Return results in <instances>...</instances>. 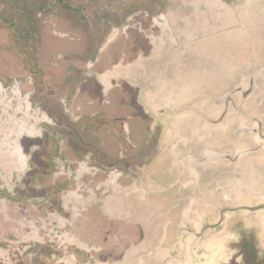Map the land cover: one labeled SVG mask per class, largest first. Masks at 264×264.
<instances>
[{"label":"flooded vegetation","instance_id":"af4514ba","mask_svg":"<svg viewBox=\"0 0 264 264\" xmlns=\"http://www.w3.org/2000/svg\"><path fill=\"white\" fill-rule=\"evenodd\" d=\"M73 1L80 2L81 0ZM85 1V4L87 3L90 7L94 5L103 6V9L99 7V14L103 12L104 16H108L109 18L106 19V26L108 27L106 41L103 45H100L93 61L91 60L87 63L89 68L98 65L101 66V70L103 71H90L87 77H89L88 81L91 80L94 83V89L91 88L89 91L86 89L79 90L74 98L76 105L73 109V118L75 119L72 120L70 125L76 127L75 123L80 122L85 124L83 129L84 136L78 133L77 128L74 131V141L70 144L71 136L68 137L65 133L60 132L61 129H57L58 131L53 130L56 134H53L49 130L50 127L56 129L59 123L65 124L66 119H68V114L71 110L67 106V99L61 100L63 104L62 108L53 109L42 103L35 105V92L33 88L35 84L32 78L26 77L23 82L20 79L18 80V78L14 79L11 83H7L8 87L0 81V85L4 86L3 88L5 89L0 91V93L8 94L9 91L15 93L14 95L0 96L1 104L5 101L14 104V102L19 100L20 109L16 114L14 113V117L16 115L21 118L17 120L16 126L24 123L29 126L28 130H25V127H23L24 129L21 128L15 132L17 133L22 130L25 132H23L25 135H28V132L32 131L31 135L26 136V140L30 142V145H26L22 151L25 158L33 159L34 152L38 151L41 153V150L46 149L45 155L47 158L57 159L61 166H64L65 163V168L62 167L56 174L52 173L54 177L58 178V185L52 191L53 198L59 190V184L63 180H59L60 177L68 175L67 180L64 179L66 182L75 181L74 176H72V170L68 174L66 173L67 165L68 168L75 166L73 162L75 160L79 161V154H81L87 160L83 161V163L89 164L90 172L86 176L91 178V185H89L88 188L90 189L87 192L81 184H78L79 188L82 187L79 196H91L94 199V206H90L87 212H85L87 214L86 217H91L95 221L98 218L105 220L106 215H102L99 202L107 199L108 193L105 192L103 196L101 193L99 194L97 178H108L110 174L115 172L117 176H121L119 178L121 179L120 183H132L133 181L135 183L142 173L147 172L149 184L144 185L142 189L155 194V192L164 186L159 184L162 181L153 172L157 175L162 172L158 168L162 164V155L167 146L182 143V147L191 146L197 149L199 144L205 143L207 150L218 154L223 164L234 167L236 177L240 180L239 184H236L237 187H235L234 191L246 194L245 196L254 201V204L257 202L258 205L264 207V89H261L260 83L258 85L256 83L257 89H255L254 93L252 91L249 93L248 89H243L249 88L250 80L249 78H244L242 81H238L235 86L226 88L221 95L214 94V88L218 86L217 83L216 86L212 85L211 88L207 89L208 97L204 96V99H199L204 102L203 105L198 103L199 100L194 104L191 99L192 103L189 104V107H179V109H182V116L185 119L183 128L185 130V138L187 137V139L194 141L188 145V142H182L179 137L167 136L166 148H162L161 150L158 141L160 137L159 131L163 126L159 123V120L160 122L163 120L167 123L168 128L165 130L171 128L167 120L172 113V108H170L172 107L171 102L166 104L161 110L153 111L152 106L145 103L143 89L140 85H135L130 80H123L119 77H124V71L128 68L141 71L139 74L144 75L147 64L158 62L160 66H156V70L159 68L162 76L167 71L166 75L169 78L176 79L182 73L183 59L194 55L195 57L190 59L188 65L190 73H192L195 71L197 62H206L207 60L210 62L213 60L210 57L202 56L203 58H200L194 53L197 50L201 53L200 50L202 48L207 49L208 42L212 39H218V43H221V49L217 47L213 48L220 54L221 60L227 59L225 57L226 51H231L232 57H235V52L237 53L239 49L241 53L243 51V53L248 55H258L260 57L258 62L264 63V0H247L243 3H241V0H237L235 3L230 0H222L223 5L227 7L226 10L223 8L222 10L234 17L233 20L236 23L234 25L228 24L222 30H211L208 34H204V36L198 34L194 38L188 39L182 32L176 29L175 22L164 20V18L169 16L170 9L173 8L172 4L176 0H125L131 2L126 9L116 6L118 3H114V0ZM189 5L191 6L190 11L193 13L197 12L198 7L202 9L204 7L203 3L194 5L192 1L188 0ZM73 14L74 17L77 16L78 20H71L66 22V24L62 22L60 28H67L74 33L81 34V21L83 20V23L88 22L91 25L94 24L92 18L98 15V12L94 11V9L86 8L84 10H74ZM220 22L222 23L223 21L221 20ZM69 24L71 28L67 26ZM59 35L66 37L62 33ZM85 35L86 37L89 36L88 34ZM181 35L185 38L184 41L181 39ZM76 36L79 37V35ZM168 38L172 39V45L162 47L166 44ZM222 43L227 46H222ZM251 47L253 48L252 52L250 50ZM61 58L59 57L58 59ZM233 60L235 59L233 58ZM156 70L154 74L159 77L160 75H158V71ZM197 79L191 80L188 77L187 84L178 82L176 87L181 89L187 85L191 89L194 81ZM120 82L121 86H119ZM21 83L22 85L20 86ZM261 84L264 83L261 82ZM23 85L28 88L26 93L22 91ZM199 94H201L200 91ZM92 97L93 102L90 100ZM211 97H213L212 100L210 99ZM78 113L81 114L77 116ZM11 116H13L11 108L6 111L0 110V119L10 120ZM82 118L85 119L82 121ZM113 125L117 129L118 137L113 136L112 129L109 132H101L106 127L114 128ZM0 126L5 127L3 123ZM98 129L100 131H97ZM33 132L35 133L33 134ZM2 133L6 136L9 135L11 141L18 139L12 136V132L5 133L2 131ZM50 136H52V139H50ZM38 140L43 141L39 148L35 144ZM115 140H117V144ZM183 149L186 150V148ZM51 150L54 153L49 152ZM157 150L159 154L155 158ZM102 159L104 162L99 164L97 161ZM112 159L119 160L120 165L113 166L111 164L108 166L106 162L109 163ZM65 160H72L73 162L71 161L72 164H69V161L65 162ZM147 160L148 163L146 162ZM151 160L153 161L150 162ZM83 163H80V167L84 165ZM117 173H120V175ZM3 174L6 176V173L3 172ZM12 179H9L8 182H12ZM168 179L164 180L166 185ZM46 189L45 194L48 195L50 190H48V187ZM76 189L77 185L75 189L69 187L67 191L63 190V194L62 192L60 194V203L57 200L58 198L49 201H53L52 208L55 206L59 207V205L64 208L65 202H67L66 208L71 211L68 221H73L74 225L78 217L77 212L75 213L74 210L77 211L79 209L80 206L78 207V205L81 200L79 196L75 195ZM227 203L229 204V202ZM262 206L252 208L253 206L246 204L244 205V209L232 219H228L224 215L219 219V230L222 231L219 233L223 234V237L232 238L237 235L236 239H231L232 241L229 243L230 250L232 251L230 260L228 263L222 262V264H231L237 255L233 246L245 244V242L256 247L259 258L264 261V209L259 208ZM57 207L54 209L59 216L62 214V211L59 212ZM249 207L251 208V212L247 211ZM191 209H193L192 206ZM46 214L50 217L49 212ZM55 216L58 217L57 215ZM59 217L63 219L64 226L67 219H64L62 215ZM94 226L95 223L93 222L92 228ZM195 235L194 241L187 245L185 250L188 248L187 253L193 254L192 258L195 263H205L206 260H200L198 254L203 248V243L208 239L202 233L196 232ZM31 247L29 248L31 249ZM246 255H248L247 257L250 256V254H242L237 260V264H242V260Z\"/></svg>","mask_w":264,"mask_h":264},{"label":"rangeland","instance_id":"374dc122","mask_svg":"<svg viewBox=\"0 0 264 264\" xmlns=\"http://www.w3.org/2000/svg\"><path fill=\"white\" fill-rule=\"evenodd\" d=\"M181 1L176 0L175 5L176 3L180 5ZM230 1L237 2V0ZM85 2V0L80 2L73 0H0V81L8 87L7 83H11L14 79L18 78L23 82L26 77L32 78L35 84L33 86L35 105L42 103L53 109L62 108L61 100L67 99V106L71 110L68 119H66L65 124L59 123L56 129L50 127L49 130L56 134L53 130L61 129L60 132L65 133L68 137L71 136L70 144L74 141V131L77 128L78 133L84 136L85 124L79 122L75 123L76 127L70 125L75 119L73 118V109L76 105L74 98L79 90L94 89V83L91 80L88 81L89 77H87L90 71H103L101 66L96 65L89 68L87 63L93 61L100 45L105 43L108 28L106 19L109 17L104 16L103 12L99 14L100 10H98L99 7L103 9V6L94 5L90 7ZM113 2L118 3L116 6L124 9L131 3L125 0H114ZM86 8L98 12V15L92 18L94 24L83 23L82 20L81 34L74 33L67 28H60L62 22L66 24L71 20H78L77 16L74 17V10ZM67 26L71 28L70 24ZM60 33L66 37L60 36ZM85 34L89 36L86 37ZM237 53V55L241 54L239 49ZM59 57L62 58L58 59ZM238 57L233 58L236 60ZM156 66H160V63L154 62L148 65L145 72L148 78L143 80L140 87L147 94H157L163 90L170 93L175 92L173 95H176L177 99H183V94L176 93L175 83L171 84L172 90H169V82L165 84L156 79L154 76ZM209 68L216 72L225 69V65L221 62L220 57L216 56L210 61ZM157 69L156 71L159 72V68ZM119 77L123 80L127 79L126 76ZM132 80L135 81L136 78H132ZM22 91L26 93L28 88L23 85ZM199 91L201 92L199 97L205 95L202 94L203 89L200 86H196L190 95L196 96ZM8 94L14 95L15 93L9 91ZM8 94L0 93V96H8ZM19 102L17 100L14 105L10 104L9 101L1 104L0 101L1 111H6L9 108L13 110V116L10 120L0 119V125L2 123L5 125V127L0 126V264H190L187 258H184V263L170 259L173 255L182 252L188 255L187 250L189 249L186 248L185 250V247L194 239L190 232H176L177 226L173 223V221L178 222V224L182 222V214L177 215L178 218L175 219H173V215L180 206L184 207L188 204V191L181 190L179 193V189L176 188L175 191L173 190L176 199L173 194L167 191H161L160 194L156 193L159 201L164 203L167 200V203H164L166 204L165 207L160 208L166 214L159 219L157 216L154 221L144 217L146 212L139 207L141 201L136 194L129 198L126 197V194H129V191L135 187L142 189L144 185L149 184L147 172L142 173L135 183H133L134 181L132 183L125 182L124 185L120 183L121 179L119 178L121 176H117L115 172L110 174L108 178H97L99 194L101 193L103 196L107 192L108 196L107 199L99 202L102 215H106L105 220L98 218L95 221L91 217L87 218L85 213L90 206H94V199L91 196H79L82 187L79 188L78 184H81L87 192L90 189L88 188L89 185H91V178L86 176L90 172L89 164L83 163L87 160L79 154V161L74 159L73 162L71 160L75 166L68 168L67 165L66 173L68 174L72 170L75 181L66 182L68 175L60 177L59 180H63L54 197L58 198L60 203L61 192L67 191L69 187L75 189L77 185L75 195L79 196L81 200L78 205V207L80 206L79 209L74 210L78 214L75 225L73 221H70L71 223L68 221L71 211L66 208L67 202H65L64 207L66 210L60 205L54 207H57L59 212L62 211L61 215L67 219L63 226V219L59 217L61 215L58 216L56 210L52 208L53 201H49L54 199L52 191L58 185V178L54 177L52 173L56 174L62 167L65 168V163L64 166H61L57 159L47 158L46 149L41 150V153L34 152L33 159L25 158L22 151L26 145H30L26 136L31 135L32 131L28 132V135H25L22 130L15 132L23 127L28 130L29 127L24 122L25 125L16 126L17 120L21 118L16 115L14 117V113L16 114L20 109ZM163 103L164 101H161L159 106H162ZM80 114L78 113L77 116ZM83 119L85 118H82V121ZM159 123L163 126L159 131L158 141L162 150V148H166L168 129H165L168 127L163 120L161 122L159 120ZM113 127H106L101 132H109L112 129L113 136L118 137L117 129L114 125ZM2 131L5 133L12 132V136L18 139L11 141L10 136H6ZM51 137L50 139H52ZM42 142L38 140L35 144L39 148ZM115 143H118L117 140ZM159 151L157 150L155 158ZM49 152L54 153L53 150ZM183 152L180 149V154ZM194 152L199 154V151ZM163 153H165V160L170 165L169 168L177 171L175 175L178 179L182 178L181 183L184 184L189 165L187 163L185 165L182 160H179L180 154L173 148L166 149ZM115 160L117 159H112L106 163L108 166L111 164L113 166L120 165V161L115 162ZM68 161L65 160V162ZM71 161L69 164H72ZM97 162L102 164L104 160ZM146 162L148 163V160ZM80 163L84 165L80 167ZM200 168L203 171L206 169V175L214 179L215 174L221 172V169L216 170L217 167L200 166ZM76 170L78 171L76 172ZM3 172L6 173V176ZM117 174L120 175V173ZM162 178L165 179V175ZM9 179H12V182H8ZM159 184L165 186L163 183ZM47 187L50 190L48 195L45 194ZM172 209H174L173 214ZM199 211L203 212L202 209ZM47 212H49L50 217L47 216ZM81 212L82 214H80ZM195 221L197 222L196 219L193 223L187 222L186 226L195 227L196 225L202 228V225L200 226ZM93 222L95 223L94 228H92ZM203 235L212 244H216L219 238L223 237V234L213 231L210 233L203 232ZM181 239L180 246H176ZM30 246H32L31 249ZM233 247L237 255L231 264H237V260L244 253L250 254V256L247 257L248 255H246L242 264H264V261L258 256L256 247L252 244L245 242V244ZM224 249L222 245L221 259L227 258L225 262L228 263L232 254H227ZM198 258L206 260L205 263L200 264H208V259H205L204 256L200 255Z\"/></svg>","mask_w":264,"mask_h":264},{"label":"water","instance_id":"95a60500","mask_svg":"<svg viewBox=\"0 0 264 264\" xmlns=\"http://www.w3.org/2000/svg\"><path fill=\"white\" fill-rule=\"evenodd\" d=\"M251 52L253 48H250ZM243 52V51H242ZM222 63L225 65V69L227 70H234L236 71V67L232 66L231 60L229 59H222ZM150 64V63H149ZM145 66V69L147 70L148 65ZM209 68V67H208ZM144 69V70H145ZM135 72L134 77L136 80H132V82L135 85H140L142 84L143 80H147L145 78H148L147 73L144 75H140L139 73L141 71H138L136 69H130ZM145 70V72H146ZM143 71V70H142ZM167 72V71H166ZM166 72L163 74V76H167ZM222 74V72L220 71ZM179 74V73H178ZM158 75L159 77L162 76V72L159 71ZM155 76V74H154ZM157 78V76H155ZM168 77V76H167ZM210 77H216L211 78L208 81H204L201 79H197L194 81V85L191 87L185 86L181 92L183 94V102L180 104L179 98L177 99L175 92H171L169 96H167V93H162V94H147L145 91H143V99L146 104L151 105L153 108V111H159L161 110L166 104H169L171 102L172 104V113L171 115L167 118L168 122L170 123V127L167 133V136L171 137H179L181 138V141L186 143L188 142L191 143L194 140L187 139L185 138V130L184 124H185V119L182 116V109H179V107H189V104H191V99L194 102H197L200 98L202 99L204 96L208 97L207 94V89L211 88L212 85L216 86L218 83V86L214 88V94L221 95L226 88L233 87L237 84L238 81H242L244 78H249L250 80V85L248 87H244L246 90H249V93L252 91L254 93L256 88V83L257 85L260 83L261 89H264V63L257 62L254 66H252L247 72L239 73L236 76H232L229 79V81H222V78L219 76H211ZM169 78V77H168ZM165 79V77H164ZM171 79V78H169ZM190 79H194L190 77ZM167 80V79H165ZM175 80V79H172ZM178 82L187 84L188 79L186 80H178L176 77L175 80V89L178 91V88L176 87V84ZM205 84V85H204ZM202 86L203 87V92L202 95L199 97L200 94L196 96H191L190 91L194 89V87ZM259 86V87H260ZM144 90V89H143ZM248 94V91H247ZM172 97V98H171ZM213 97L210 99L212 100ZM204 99V98H203ZM161 101H164L162 106H159V103ZM199 104L203 105L204 102L201 100L198 101ZM183 130H181V129ZM215 143V142H214ZM182 143L179 145H169L167 146L166 149H174L180 154V149L184 151L182 154L179 156V160L183 162V164L186 165V163L189 165V168H187V178L182 184V178L178 179V177L175 175L177 171H173L174 169H170L169 163L165 160V153L162 155L161 159V165L159 166L158 169H161L162 172L159 173L158 175L153 172L159 180H161L165 186L161 187L160 190L155 192V194H151L150 191L147 192V190L144 189H133L132 191H129V194H126V197L129 198L130 196H136L138 197L139 201H141L139 207L143 209L146 213L144 217L148 218L151 221H154V219L158 216V219L161 218L166 214L161 211L160 208H163L166 206L167 200L162 203L161 201L158 200L156 193L160 194V192H170L173 194V197L176 199V195L174 194L173 190L175 191L176 188L179 189V193H181V190H186L188 191V204H186L184 207L180 206L179 210L174 212L173 219L178 218L177 215H181L182 222L178 224V222L173 221L174 225L177 226L176 232L182 233V232H190L192 236L195 239V233H202L203 232H215L219 233L222 232L219 230L220 228V222L219 219L222 217V215L226 216L228 219H232L237 213L241 212V210L244 209V205H250L253 206L252 208H255L257 206H262L258 205L257 202L254 204V201H252L248 196H245L246 194H243L240 191H234L239 184L238 178L236 177L235 170L233 169L234 167L232 166H227L223 164L222 161H220V156L216 154L215 152L209 151L206 148L205 143L204 144H199L197 149L195 147L187 146V147H182ZM217 144V143H216ZM183 148H186L183 149ZM194 151H199L198 153H195ZM187 152V153H186ZM200 166H209L212 168L221 169L220 173L215 174V179L213 177L207 176L206 174V169L204 171ZM165 175V179H168L167 186L164 182V178L162 176ZM163 179V180H162ZM180 180V181H179ZM237 184V185H236ZM2 193H5L2 191ZM8 193V192H7ZM155 195V197H154ZM147 196V198H146ZM245 196V197H244ZM146 198V199H145ZM145 199V200H144ZM229 202V204L227 203ZM191 206L193 209H191ZM263 208L264 207H259ZM175 209V208H174ZM174 209H172V214ZM200 209L203 210V212L199 211ZM248 212H251V208H248ZM158 210V211H157ZM166 211V210H165ZM244 212V211H243ZM206 215V216H204ZM194 219L197 220V224H199L201 227H189L186 226L187 222H194ZM190 224V223H188ZM193 239V241H194ZM192 241V242H193ZM182 242V239L178 241L176 246H180ZM176 248V247H175ZM178 248V247H177ZM193 254H188L185 255L183 252L180 254L173 255L170 259L173 261H184V258H187L189 260L190 264H197L194 262V259L192 258ZM185 256V257H184ZM184 263V262H183Z\"/></svg>","mask_w":264,"mask_h":264},{"label":"bare ground","instance_id":"6f19581e","mask_svg":"<svg viewBox=\"0 0 264 264\" xmlns=\"http://www.w3.org/2000/svg\"><path fill=\"white\" fill-rule=\"evenodd\" d=\"M170 1V0H169ZM180 1V0H179ZM192 1L194 5H196L197 3H203L204 7L203 9L198 7L197 12L195 11L194 13L192 11H190L191 6H188V0H182L181 4H177L173 5V8L170 9V13L169 16H167L166 18H164V20H172L173 22H175V27L178 31L182 32V34H184V36L188 39V38H194L195 36H197L198 34L201 36H204V34H208L209 31L211 30H222L225 28V26H227L228 24L230 25H234L236 23L235 20H233L234 17H232L231 15H229L227 12H224L223 9H227V7H225L223 5L222 0H189ZM246 2L247 0H241V3ZM174 2V1H173ZM172 2V3H173ZM163 5V3H162ZM230 7V6H229ZM166 8V7H165ZM193 8V7H192ZM231 8V7H230ZM167 13V12H165ZM223 21L222 23L220 21ZM151 22V21H150ZM141 23V22H140ZM156 23V22H155ZM144 24V23H143ZM155 25V24H154ZM160 31V30H159ZM176 31V30H175ZM132 32V31H131ZM164 33V32H163ZM162 33V34H163ZM129 34V33H128ZM168 34V33H167ZM130 35V34H129ZM157 35V34H155ZM123 36V35H122ZM144 36V35H143ZM154 36V35H153ZM121 37V36H120ZM161 37V36H160ZM129 38V37H128ZM134 38V36H133ZM122 39V38H120ZM144 39V38H143ZM181 39L184 41L185 38L181 35ZM150 40V39H149ZM172 39L168 38L166 41V44H164L162 47H166V46H170L172 45ZM113 42V41H112ZM123 42V41H122ZM121 42V43H122ZM131 42V41H129ZM219 40L218 39H213L210 40L208 42V46L207 49L202 48V50H200L201 53H199V51L197 50V52H194L198 57L203 58V57H210L215 59L216 56H219L221 59V56L218 52H216V50H214L213 48H220L221 47V43H218ZM243 42V41H242ZM145 43V42H144ZM151 43V42H150ZM116 44V43H114ZM132 44V43H131ZM154 44V43H153ZM223 44V43H222ZM110 45V44H109ZM117 45V44H116ZM115 45V46H116ZM128 45V44H127ZM129 46V45H128ZM127 46V47H128ZM159 46V45H158ZM222 46H227L226 44H223ZM245 46V45H242ZM114 48V47H113ZM123 49V48H122ZM121 49V50H122ZM141 49V48H140ZM148 49V48H147ZM221 49V48H220ZM143 50V49H142ZM141 50V52H142ZM149 50V49H148ZM168 50V49H167ZM165 51V50H164ZM109 52V51H107ZM113 52V51H112ZM120 52V51H119ZM144 52V51H143ZM149 52V51H148ZM113 54V53H112ZM111 54V55H112ZM116 54V53H115ZM236 56H239L236 60H233L231 51H226L225 52V57L229 60H231V64L232 66L236 67V71L234 70H227V69H220L222 74L220 73V71H216L213 72L211 70V68L209 67V61L207 60L206 62H197V64L195 65V71L190 73V69L188 68V65L190 63V59L192 57H195L194 55H190L187 56L185 59H183L182 61V73L180 74V76H178V80H186L188 79V77H192V78H199L201 80L204 81H208V79L210 80L211 78H215L216 77H210L211 76H219L222 78V81H229V79L231 78L232 80V76L233 75H237L239 73H243V72H247L252 66H254L255 64H257V62L259 61V56L258 55H248L245 53H241L240 55H237V53H235ZM109 55V54H108ZM104 56V55H103ZM115 56V55H113ZM124 56V55H123ZM203 56V57H202ZM155 57V56H154ZM143 59V58H142ZM113 60V59H112ZM145 60V59H144ZM222 62V60H221ZM114 63V62H111ZM163 63V62H162ZM159 64V63H158ZM112 65V64H110ZM103 67V66H102ZM111 67V66H110ZM137 67V66H136ZM122 68V67H121ZM126 68V67H125ZM131 68H128L124 71V74L126 76L127 79H130L131 83L132 82V78L134 77L135 72L133 70L130 71ZM118 77V76H117ZM167 79L165 80L164 79ZM111 78V77H110ZM157 80L163 81L165 84L167 82H169V90H172L171 84H173L175 82V80L169 79L167 76H163V77H157ZM107 81V80H106ZM111 82V81H110ZM121 83V82H120ZM130 83V82H129ZM112 84V83H111ZM134 84V83H133ZM145 84V83H144ZM183 84V83H182ZM132 85V84H131ZM205 85V84H204ZM198 86V85H196ZM195 86V87H196ZM4 86L0 85V91L5 90L3 88ZM185 86H183L181 89L178 88V91L176 93H181L183 88ZM194 87V88H195ZM144 91V90H143ZM162 93H167V96H169L170 92L169 91H159L157 94H162ZM95 99V98H94ZM93 100V97L92 99ZM180 104L184 103L182 99H180ZM97 104V103H96ZM150 120V119H149ZM141 129V128H138ZM140 132V131H139ZM144 139V138H143ZM237 235H235L232 238H227V237H222L219 238V240L217 241L216 244H212L211 241L206 240L203 243V248L199 251L198 256H204L205 259H208V264H222V262L227 261L226 259H221V253H223L222 249V245L224 246V251L227 252V254H232V251L230 250L229 247V243L236 239ZM232 239V240H231ZM208 257V258H207ZM212 257H214V259H211ZM220 257V258H219ZM200 264V263H199Z\"/></svg>","mask_w":264,"mask_h":264},{"label":"crops","instance_id":"0c3cea01","mask_svg":"<svg viewBox=\"0 0 264 264\" xmlns=\"http://www.w3.org/2000/svg\"><path fill=\"white\" fill-rule=\"evenodd\" d=\"M173 7V6H172Z\"/></svg>","mask_w":264,"mask_h":264}]
</instances>
